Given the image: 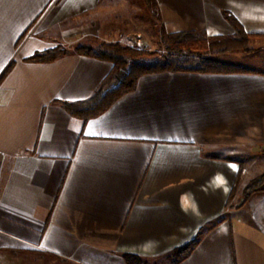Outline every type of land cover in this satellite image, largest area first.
I'll return each mask as SVG.
<instances>
[{
    "label": "crops",
    "instance_id": "1",
    "mask_svg": "<svg viewBox=\"0 0 264 264\" xmlns=\"http://www.w3.org/2000/svg\"><path fill=\"white\" fill-rule=\"evenodd\" d=\"M155 1L170 32L231 35L226 11L264 34V0ZM130 6L0 0V76L13 63L0 80V261L171 264L196 241L174 264H264V191L241 203L264 171L263 71L143 74L86 121L62 106L113 68L73 48L121 42ZM59 43L66 55L26 60Z\"/></svg>",
    "mask_w": 264,
    "mask_h": 264
},
{
    "label": "trees",
    "instance_id": "2",
    "mask_svg": "<svg viewBox=\"0 0 264 264\" xmlns=\"http://www.w3.org/2000/svg\"><path fill=\"white\" fill-rule=\"evenodd\" d=\"M149 11L161 20L160 12L155 0H144ZM225 20L233 29L231 37H215L211 41H186L175 38L173 34L160 29V40L166 53L138 50L122 45L119 42H101L95 47L78 45L73 52L110 62L113 68L109 75L99 84L95 92L86 100L78 102H62L65 110L86 121L88 118L102 113L117 98L134 90L140 76L147 73L162 71H191V72H237L246 70L240 66L223 63L214 56L230 51H249L248 45L252 37H264V34L247 33L239 21L230 13L223 11ZM178 36H185L187 31L177 32ZM61 46H54L43 51L35 52L26 60L29 62H51L66 55ZM13 63H9L0 76V80L7 74ZM264 153V150H262ZM264 190V171L247 181L242 190V201H247L251 195ZM196 243L193 241L173 252L171 264L184 257ZM129 264H141L137 257L126 255Z\"/></svg>",
    "mask_w": 264,
    "mask_h": 264
},
{
    "label": "rangeland",
    "instance_id": "3",
    "mask_svg": "<svg viewBox=\"0 0 264 264\" xmlns=\"http://www.w3.org/2000/svg\"><path fill=\"white\" fill-rule=\"evenodd\" d=\"M131 6L124 13V25L118 24L119 29H125L121 42L122 45H127L138 50H146L150 52H158L165 54L166 50L160 40V29L164 28L166 33H171L175 38H180L186 41L208 40L211 41L215 37H231V35H214L209 34L203 29H187L185 36H178L177 32H170L165 28L162 21L157 19L156 15L149 11L144 0H130ZM122 18L120 19V21ZM72 25V24H71ZM58 46L69 51L68 45L59 43ZM249 51H230L221 55H216L214 58L221 62L230 63L233 65L246 67L249 69L264 72V37L250 38ZM249 177L257 173L251 170ZM263 172V171H262ZM249 173V172H248ZM264 191V190H259ZM6 260H1L0 264H65L57 263L50 259L49 256L40 255L37 253L18 252L16 254H5ZM35 259V260H34Z\"/></svg>",
    "mask_w": 264,
    "mask_h": 264
}]
</instances>
